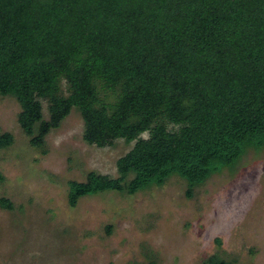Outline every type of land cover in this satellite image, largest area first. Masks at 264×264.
<instances>
[{
  "label": "trees",
  "instance_id": "trees-1",
  "mask_svg": "<svg viewBox=\"0 0 264 264\" xmlns=\"http://www.w3.org/2000/svg\"><path fill=\"white\" fill-rule=\"evenodd\" d=\"M0 96L16 100L32 148L72 109L87 145L130 146L117 177L67 183L70 207L172 176L191 198L264 147V0H0ZM12 142L0 131V149Z\"/></svg>",
  "mask_w": 264,
  "mask_h": 264
},
{
  "label": "rangeland",
  "instance_id": "rangeland-1",
  "mask_svg": "<svg viewBox=\"0 0 264 264\" xmlns=\"http://www.w3.org/2000/svg\"><path fill=\"white\" fill-rule=\"evenodd\" d=\"M19 111L14 98L0 96V131L13 136L0 149V199L13 207H0V264H201L214 254L231 264H264V147L248 150L191 198L172 176L133 196L106 192L72 208L67 183L89 172L117 177L116 160L130 146L87 145L72 109L35 149Z\"/></svg>",
  "mask_w": 264,
  "mask_h": 264
}]
</instances>
